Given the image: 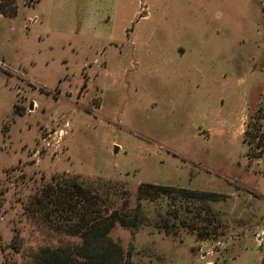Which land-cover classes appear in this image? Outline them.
<instances>
[{"label": "rangeland", "instance_id": "374dc122", "mask_svg": "<svg viewBox=\"0 0 264 264\" xmlns=\"http://www.w3.org/2000/svg\"><path fill=\"white\" fill-rule=\"evenodd\" d=\"M0 10V264L75 240L33 205L71 177L112 182L130 204L143 183L216 195L171 236L116 225L136 264H264V146L244 139L264 143V0Z\"/></svg>", "mask_w": 264, "mask_h": 264}, {"label": "trees", "instance_id": "16d2710c", "mask_svg": "<svg viewBox=\"0 0 264 264\" xmlns=\"http://www.w3.org/2000/svg\"><path fill=\"white\" fill-rule=\"evenodd\" d=\"M0 14L6 12L0 10ZM11 15H15L14 9ZM244 139L250 148L264 146L259 134L245 131ZM93 182L64 179L51 183L43 200L36 199L33 205L42 209L43 223L75 240L39 249L33 256L35 264H136L131 247L124 249L109 236L116 225L132 234L151 228L171 236L186 227L187 215L193 214L199 224L201 214L208 211L206 203L216 199L215 194L204 191L143 183L136 187L130 204L127 193L112 182L97 187Z\"/></svg>", "mask_w": 264, "mask_h": 264}, {"label": "water", "instance_id": "95a60500", "mask_svg": "<svg viewBox=\"0 0 264 264\" xmlns=\"http://www.w3.org/2000/svg\"><path fill=\"white\" fill-rule=\"evenodd\" d=\"M116 151V150H115Z\"/></svg>", "mask_w": 264, "mask_h": 264}]
</instances>
